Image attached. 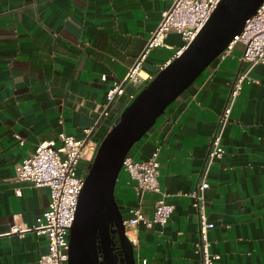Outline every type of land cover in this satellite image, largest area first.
Instances as JSON below:
<instances>
[{
  "label": "crops",
  "instance_id": "obj_1",
  "mask_svg": "<svg viewBox=\"0 0 264 264\" xmlns=\"http://www.w3.org/2000/svg\"><path fill=\"white\" fill-rule=\"evenodd\" d=\"M167 6L162 0H0V264H36L47 245L34 231L9 233L14 221L34 225L49 204L47 187L12 180L16 165L39 142L58 145L60 131L83 138L91 128L89 137L99 144L126 106L125 96L118 98L95 123L105 93L137 60ZM166 42L171 47L147 55L144 72H156L181 39L171 33ZM241 55L236 44L217 57L130 150L134 159L145 160L160 148L158 181L174 205L162 229L138 226L145 264L197 260V217L183 193L195 188L234 80L248 67ZM222 143L224 154L211 165L205 191L206 214L214 223L210 252L220 255L213 264H264V64L254 65L241 83ZM118 182L123 213L139 206L151 216L159 195L140 198L125 171Z\"/></svg>",
  "mask_w": 264,
  "mask_h": 264
},
{
  "label": "built area",
  "instance_id": "obj_2",
  "mask_svg": "<svg viewBox=\"0 0 264 264\" xmlns=\"http://www.w3.org/2000/svg\"><path fill=\"white\" fill-rule=\"evenodd\" d=\"M168 6L161 11V18L151 32L144 48L125 76L113 82L105 93L103 108L95 123L109 115L115 101L125 96L126 105L129 104L139 91L161 70L172 58L179 55L194 39L205 24L220 0H162ZM180 36L181 43L170 58L161 64L154 73L144 72L142 64L151 50L157 47H171L166 39L169 34ZM236 44L242 46L241 60L248 64L245 72L240 73L234 80L231 101L221 112L215 131L209 144L204 166L200 178L194 189L183 193L192 199L198 223V237L194 242L193 253L197 260L193 264H213L220 258L219 254L210 252L209 231L214 223L208 220L206 214L205 191L209 187L207 181L209 170L213 162L224 154L222 138L227 125L231 103L234 100L241 83L248 71L256 64H264V1L257 8L256 13L249 17L241 32L233 37L218 57L226 55ZM103 74L101 80L105 81ZM129 88V91L127 89ZM60 122H62L60 120ZM85 136L76 138L64 131L58 133L59 144L54 141L39 142L35 150L24 157L15 167L12 180L29 182L34 187L45 186L49 189V204L46 210L36 219L31 227H23L14 221L9 233L22 236L26 231H34L46 238L45 251L40 254L36 264H66L68 259L69 229L74 220L79 192L83 186L88 167L79 165L81 160L90 165L98 144L90 139L91 128H85ZM19 143L23 139L16 134ZM159 150L154 147L150 156L145 160H136L130 154L123 160L122 169L134 182L138 196L145 192L159 195L155 201L151 216H147L139 206L131 207L128 215L123 218L125 234L133 245L135 264H145L146 260L139 254L137 248V230L139 224L146 228L157 225L162 229L168 222L174 205L168 202L166 194L161 190L158 181ZM21 194L20 189L16 190Z\"/></svg>",
  "mask_w": 264,
  "mask_h": 264
},
{
  "label": "water",
  "instance_id": "obj_3",
  "mask_svg": "<svg viewBox=\"0 0 264 264\" xmlns=\"http://www.w3.org/2000/svg\"><path fill=\"white\" fill-rule=\"evenodd\" d=\"M264 0H220L194 39L127 104L100 140L79 192L66 264H135L115 198L123 160L166 108L220 55ZM113 234L117 240L114 241ZM117 243V244H116Z\"/></svg>",
  "mask_w": 264,
  "mask_h": 264
},
{
  "label": "rangeland",
  "instance_id": "obj_4",
  "mask_svg": "<svg viewBox=\"0 0 264 264\" xmlns=\"http://www.w3.org/2000/svg\"><path fill=\"white\" fill-rule=\"evenodd\" d=\"M117 120H118V118H117ZM123 176H124V171H123V169L121 168V171H120V173H119V175H118V181L119 180H121L122 178H123ZM117 181V183H116V185H115V198H116V200H117V202H118V200L120 199V196L118 195V192H117V190H118V187H117V185H118V182ZM124 210H122V212H123Z\"/></svg>",
  "mask_w": 264,
  "mask_h": 264
},
{
  "label": "flooded vegetation",
  "instance_id": "obj_5",
  "mask_svg": "<svg viewBox=\"0 0 264 264\" xmlns=\"http://www.w3.org/2000/svg\"><path fill=\"white\" fill-rule=\"evenodd\" d=\"M113 239H114V241L117 240V236H116V234H113ZM116 244H117V243H116Z\"/></svg>",
  "mask_w": 264,
  "mask_h": 264
},
{
  "label": "trees",
  "instance_id": "obj_6",
  "mask_svg": "<svg viewBox=\"0 0 264 264\" xmlns=\"http://www.w3.org/2000/svg\"><path fill=\"white\" fill-rule=\"evenodd\" d=\"M158 120V119H157ZM113 125V124H112ZM129 154H130V151H129ZM123 213V212H122ZM126 217V215L123 213V218H125Z\"/></svg>",
  "mask_w": 264,
  "mask_h": 264
},
{
  "label": "bare ground",
  "instance_id": "obj_7",
  "mask_svg": "<svg viewBox=\"0 0 264 264\" xmlns=\"http://www.w3.org/2000/svg\"><path fill=\"white\" fill-rule=\"evenodd\" d=\"M127 236H129V234H127Z\"/></svg>",
  "mask_w": 264,
  "mask_h": 264
}]
</instances>
